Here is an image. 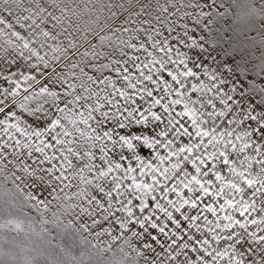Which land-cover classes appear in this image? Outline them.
Masks as SVG:
<instances>
[{
	"label": "snow or ice",
	"instance_id": "snow-or-ice-1",
	"mask_svg": "<svg viewBox=\"0 0 264 264\" xmlns=\"http://www.w3.org/2000/svg\"><path fill=\"white\" fill-rule=\"evenodd\" d=\"M138 3L0 0V264H264V130L185 111Z\"/></svg>",
	"mask_w": 264,
	"mask_h": 264
},
{
	"label": "rangeland",
	"instance_id": "rangeland-1",
	"mask_svg": "<svg viewBox=\"0 0 264 264\" xmlns=\"http://www.w3.org/2000/svg\"><path fill=\"white\" fill-rule=\"evenodd\" d=\"M142 5H151L152 17L161 14V6L170 9L164 14L175 50L170 74L188 97L179 101L185 111L194 107L203 119H227L242 136L264 130V0H139L135 11ZM12 171L9 166L4 175ZM4 235L17 233L4 230ZM57 242L53 233L51 243Z\"/></svg>",
	"mask_w": 264,
	"mask_h": 264
}]
</instances>
